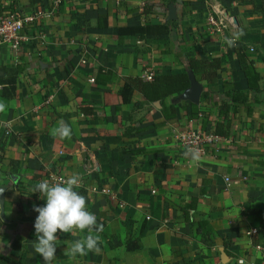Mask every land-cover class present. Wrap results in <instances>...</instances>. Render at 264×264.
I'll return each mask as SVG.
<instances>
[{"label": "crops", "instance_id": "obj_1", "mask_svg": "<svg viewBox=\"0 0 264 264\" xmlns=\"http://www.w3.org/2000/svg\"><path fill=\"white\" fill-rule=\"evenodd\" d=\"M170 5L168 33L119 42L116 28L167 22ZM216 9L231 22L220 27ZM36 10L44 14L25 26L27 41L0 43V75L20 69L14 97L0 88V264H44L33 205L46 201L33 189L53 173L81 177L75 190L104 226L101 251L74 259L64 250L86 230L58 231L53 264H262L264 0H0V15ZM237 34L260 91L225 42ZM206 55L221 59L220 71L166 98L171 119L138 92L128 104L117 97L126 77L186 72L190 57ZM225 82L247 100L224 120ZM223 120L226 136L194 166L175 134L212 132ZM58 121L70 139L50 135ZM129 236L138 250L125 249Z\"/></svg>", "mask_w": 264, "mask_h": 264}, {"label": "trees", "instance_id": "obj_2", "mask_svg": "<svg viewBox=\"0 0 264 264\" xmlns=\"http://www.w3.org/2000/svg\"><path fill=\"white\" fill-rule=\"evenodd\" d=\"M100 17L98 21H100ZM175 21L161 22L158 25L145 24L140 26H125L116 28V33L119 42L126 36H139L153 34H166L168 33L169 25H173ZM102 25L98 23V26ZM103 25H106L105 23ZM236 57L241 69L246 77L248 88L250 90L260 91L261 81L259 74L255 71L253 63L245 54L244 47L240 43L235 44ZM0 75V88L1 94L5 97L12 98L15 96L16 83L19 68L4 71ZM221 69V59L215 55H206L204 58L190 57L188 59V68L186 72L171 73V74H156L151 77L150 80H145L142 75L134 77H126L123 86L118 90L117 97L123 104H128L135 92L143 95L147 103L159 102L161 105V112L165 119H171L175 117V109L172 104L166 105L165 99L173 96L179 92L188 90L191 87L193 81L213 80ZM223 92L229 99V102H225L220 106L221 117L225 120L229 111H234L239 104H244L247 100L246 93L237 91L227 82L223 84ZM204 92L202 97H206ZM224 120L220 123L217 122L214 125L212 131L220 137H225L227 132L224 127ZM164 122L154 124V126L163 125ZM2 156H0L1 158ZM250 211H247L249 213ZM200 227V226H199ZM140 248L138 239H133L130 236L125 243V249L127 251H135ZM156 264V263H148Z\"/></svg>", "mask_w": 264, "mask_h": 264}, {"label": "clouds", "instance_id": "obj_3", "mask_svg": "<svg viewBox=\"0 0 264 264\" xmlns=\"http://www.w3.org/2000/svg\"><path fill=\"white\" fill-rule=\"evenodd\" d=\"M242 34V33H240ZM225 38L229 47L235 46L239 35ZM8 109L7 102L0 100V113ZM54 138L70 139L71 127L64 121H58L50 130ZM185 158L198 166L201 160L199 149L188 147L183 153ZM81 177L73 174L60 182L40 181L33 189V193L39 192L40 198L45 200L44 206L33 205V210L38 213L34 222L35 243L34 249L44 264H53L56 259L57 233H71L79 230L85 232L82 238L68 245L64 250L66 257L74 259L77 256H85L88 253L101 251L103 224L97 223V217L86 206V198L75 189L79 186ZM243 264V262H242Z\"/></svg>", "mask_w": 264, "mask_h": 264}, {"label": "built area", "instance_id": "obj_4", "mask_svg": "<svg viewBox=\"0 0 264 264\" xmlns=\"http://www.w3.org/2000/svg\"><path fill=\"white\" fill-rule=\"evenodd\" d=\"M59 2V0H56ZM218 15L220 16V27L221 21L229 22L230 19H226L221 10L216 9ZM43 12L41 10H36L32 14L18 15L13 11L3 12L0 15V43H5L11 47H18L19 43L22 41H27L29 36L25 34L24 28L30 25L35 20L42 18ZM222 18V19H221ZM231 22V21H230ZM229 22V23H230ZM213 24V20L211 19ZM252 50V49H250ZM153 76L151 72H144L142 78L145 80H150ZM176 141L180 144L183 149L188 147L197 148L200 154H204L205 150L215 147L220 141L221 137L213 134L212 132H202L201 130L187 129L184 131H179L175 134ZM66 177L62 174L53 173L50 174L51 182H60ZM107 194H111V190L107 188L104 190ZM262 264H264V259Z\"/></svg>", "mask_w": 264, "mask_h": 264}, {"label": "water", "instance_id": "obj_5", "mask_svg": "<svg viewBox=\"0 0 264 264\" xmlns=\"http://www.w3.org/2000/svg\"><path fill=\"white\" fill-rule=\"evenodd\" d=\"M175 19H176L175 8L172 5H170L167 15V21L175 20Z\"/></svg>", "mask_w": 264, "mask_h": 264}]
</instances>
